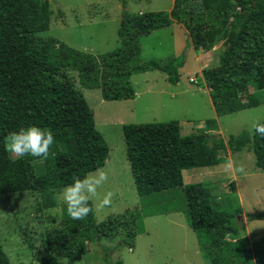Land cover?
Listing matches in <instances>:
<instances>
[{
  "label": "trees",
  "instance_id": "16d2710c",
  "mask_svg": "<svg viewBox=\"0 0 264 264\" xmlns=\"http://www.w3.org/2000/svg\"><path fill=\"white\" fill-rule=\"evenodd\" d=\"M122 14L120 46L99 62L93 54L42 35L49 31V0H0V197L38 193L45 199L43 208H52L56 190L71 184L74 176L83 178L105 166L110 149L83 90L99 89L106 101L134 100L131 77L151 71L166 74L177 85L184 56L140 62L141 38L174 22L184 24L196 50L208 52L226 40L220 66L204 72L219 117L264 105V0H175L170 13ZM209 122L217 125L216 119ZM30 126L54 133L46 173L36 163L42 158L15 157L7 150L9 134ZM123 132L142 207L97 223L94 212L83 220L71 219L65 206L62 226L48 232L47 254L39 264H63L66 258L74 263L88 252L89 243L100 245L105 238H119L132 249L145 232V217L174 212L187 214L207 263L264 264V237L255 242L245 236V225L237 218L241 209L231 205L221 210L210 189L185 185L183 176L184 170L227 162L221 155L225 149L250 150L264 171V138L244 130L210 145L206 134L183 136L179 122L126 125ZM248 220L264 221V211ZM0 264H12L1 243Z\"/></svg>",
  "mask_w": 264,
  "mask_h": 264
},
{
  "label": "rangeland",
  "instance_id": "374dc122",
  "mask_svg": "<svg viewBox=\"0 0 264 264\" xmlns=\"http://www.w3.org/2000/svg\"><path fill=\"white\" fill-rule=\"evenodd\" d=\"M49 3V31L42 35L93 54L99 62L101 55L120 46L118 31L123 19L122 11L133 15L141 14L139 12L170 13L173 9L169 11L171 0H49ZM171 33L160 29L142 37L140 62H164L184 56L186 64L185 69L180 70L179 85L171 84L166 74L151 71L131 77L135 100L106 101L99 89L83 90L95 115L96 128L110 149L103 167L109 173V181L99 190V197L91 201L97 223L142 207L127 156L124 126L179 122L183 136L206 134L209 144L213 145L222 140L227 142L231 136H238L244 130L252 132L254 121H264V105L217 118L211 97L206 93V90L210 93V89L204 72L220 66V58L227 48L226 40L218 41L208 52L195 49L197 59H194L193 52L189 50L190 44L194 47L190 34L182 39L176 31L173 36ZM181 40L186 44L183 50L177 42ZM72 78L80 87L77 75L73 73ZM101 100L105 103L102 104ZM215 119L220 125L218 129L209 122ZM231 154H234V160L231 158L234 165L230 171L219 170L210 179L203 173L207 169L188 170L186 173H192L194 179L189 180L186 176L185 185L205 184L212 190L221 210L231 205L240 208L238 223L249 224L252 240L260 241L264 237V221L248 219L264 211V171L256 167L255 155L250 150L231 153L225 149L221 153L224 159ZM36 163L42 173L45 172V160H37ZM241 166L243 172L239 171ZM59 191L56 190L52 196L56 203L52 208H43L45 199L38 193L0 197V243L12 264H39L47 254L48 232L62 226L65 205L57 198ZM108 191L115 194L111 204L96 210L95 205ZM188 222L184 212L145 217V232L136 237L132 249L122 246L119 238H105L100 245L89 243L88 252L79 261L71 263L66 258L61 262L108 264L107 250L110 264L119 261L123 264H207L198 249L197 235L188 228Z\"/></svg>",
  "mask_w": 264,
  "mask_h": 264
},
{
  "label": "clouds",
  "instance_id": "9594fccd",
  "mask_svg": "<svg viewBox=\"0 0 264 264\" xmlns=\"http://www.w3.org/2000/svg\"><path fill=\"white\" fill-rule=\"evenodd\" d=\"M252 127L256 134L264 138V123L254 121ZM7 150L15 157L31 155L46 160L55 144L51 129L36 126L22 128L7 137ZM239 171L243 172L241 166ZM73 182L57 193V198L66 206L67 213L73 220H83L93 212L89 202L99 197V190L109 181L108 171L101 167L87 173L83 178L74 176ZM115 194L108 191L95 205L96 210L109 206Z\"/></svg>",
  "mask_w": 264,
  "mask_h": 264
},
{
  "label": "crops",
  "instance_id": "0c3cea01",
  "mask_svg": "<svg viewBox=\"0 0 264 264\" xmlns=\"http://www.w3.org/2000/svg\"><path fill=\"white\" fill-rule=\"evenodd\" d=\"M174 2H175V0H171V6H170V9H169V11L173 8V5H174ZM122 13H123V11H122ZM139 13H145V12H139ZM120 24H121V22H120ZM164 31L165 30H169L170 32H172L171 33V36H173V32L174 31H176V34H180L181 35V37H182V39H183V37L184 36H186L185 38H187L188 37V34H189V32L187 31V29L185 28V26L184 25H182V24H180V23H173L170 27H168V28H166V29H163ZM174 35H175V33H174ZM177 39V38H176ZM177 42H179V45H180V48L183 50L184 48H185V45L186 44H184L183 43V41L181 40V41H177ZM189 42H190V38H189ZM191 46H190V48H189V50H191L193 53H192V55L194 56V59H197V51L195 50V48L192 46V44H190ZM186 64V63H185ZM185 67V66H184ZM183 69V68H182ZM185 69V68H184ZM202 75V74H201ZM180 83V82H179ZM179 83H178V85H179ZM135 88V87H134ZM206 93L207 94H209V96H210V93H209V91L208 90H206ZM135 100V99H134ZM101 103L103 104V103H105L103 100H101ZM216 111V110H215ZM217 118H218V115H217ZM216 127H217V129L218 128H220V125H219V122H218V119H217V125H216ZM216 129V128H215ZM230 151V150H229ZM227 153H229L228 151H227ZM233 156H234V154H231V155H228L227 157H226V159L227 160H230V161H227V162H224V163H222V164H220L219 166H217V167H214V168H204V169H207L208 171H203V173L204 174H207V176L211 179V177L210 176H212L213 174H215V173H218L219 172V170H228V171H230L231 170V167H233V162H231V158L233 159ZM234 160V159H233ZM230 168V169H229ZM192 170V169H191ZM190 170V171H191ZM188 170H184L183 171V176H184V178L187 176L188 177V179L190 180V179H194V175L192 174V173H189V174H187L186 172H187ZM212 177H214V176H212ZM184 182H185V184H187L186 183V181L184 180ZM200 184H202L204 187L206 186L205 184H203V183H200ZM188 185H191V184H188ZM206 188H207V186H206ZM210 189V188H209ZM212 191V190H211ZM213 193V192H212ZM188 228H190V227H188ZM245 228H246V232H245V236L250 240V241H253L252 240V235H251V233L249 232V224H247L246 226H245ZM190 230H192L191 228H190ZM195 233V232H194ZM197 235V234H196ZM197 239H198V237H197ZM198 243H199V240H198ZM198 249H200V244H199V248ZM200 252H201V254H202V256H203V258H204V255H203V252L201 251V249H200ZM200 252H199V250L197 251V254L200 256L201 254H200ZM250 257H251V260L253 261L254 260V254L252 253V255H250ZM205 259V258H204ZM206 261V260H205ZM207 262V261H206ZM207 264H209V263H207ZM248 264H251V261H249L248 262Z\"/></svg>",
  "mask_w": 264,
  "mask_h": 264
},
{
  "label": "built area",
  "instance_id": "2783aa9c",
  "mask_svg": "<svg viewBox=\"0 0 264 264\" xmlns=\"http://www.w3.org/2000/svg\"><path fill=\"white\" fill-rule=\"evenodd\" d=\"M190 81H191V82H195V80H194V79H190Z\"/></svg>",
  "mask_w": 264,
  "mask_h": 264
}]
</instances>
